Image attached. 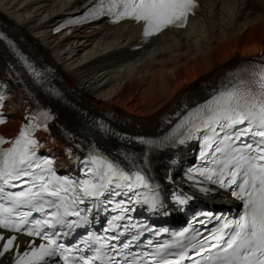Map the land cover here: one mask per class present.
<instances>
[{"label": "snow or ice", "instance_id": "snow-or-ice-1", "mask_svg": "<svg viewBox=\"0 0 264 264\" xmlns=\"http://www.w3.org/2000/svg\"><path fill=\"white\" fill-rule=\"evenodd\" d=\"M199 7L198 0H95L80 17L60 27L102 17L110 23L131 20L142 25L141 38L147 40L168 28H184ZM0 41L12 47L37 90L62 99L57 89L48 86L44 72L3 33ZM5 87L0 84V107ZM206 95L207 99L194 106L185 103L164 118L162 124L168 127L162 136L129 138L143 146L140 155L119 153L123 157L119 159L94 143L89 145L87 154L77 157L81 167L75 178L58 175L51 159L37 155L40 144L34 133L49 132L55 119V113L37 102L15 138L0 136V146L10 144L0 147V257L20 248L17 235H5L16 233L45 242L30 243L27 250L16 253L13 264H52L53 260L56 264H264V55L259 62H241ZM5 123L0 116V125ZM95 126L102 135H120L102 122ZM62 135L72 137L67 130ZM194 140L200 144L201 166L189 168L188 179L194 187L205 182L230 187L242 210L234 218L206 214L209 222L217 221L207 235L190 227L160 239L168 229L154 231L133 223L125 205L159 209V185L147 173L150 155ZM66 151L74 155L70 148ZM121 196L126 200L115 202L112 211L119 214L110 217L102 234L89 232L79 245L60 242L89 223L88 213L112 205V198ZM173 199L183 205L189 197L174 192ZM195 222L205 225L201 219ZM145 233H152V238L142 241Z\"/></svg>", "mask_w": 264, "mask_h": 264}, {"label": "bare ground", "instance_id": "bare-ground-1", "mask_svg": "<svg viewBox=\"0 0 264 264\" xmlns=\"http://www.w3.org/2000/svg\"><path fill=\"white\" fill-rule=\"evenodd\" d=\"M89 2L0 0V30L38 64L50 68L63 93V101L54 104L59 122L75 139L94 137L113 145L95 126L98 120L132 137L157 134L166 113L183 103L203 101L224 72L264 50L263 0H199L200 11L185 30L165 32L134 52L130 49L136 45V28L131 24L51 34L57 23ZM13 53L7 41H0V82L14 91L5 103L10 121L0 129L9 135L23 120V95L5 76L9 64L15 67ZM41 138V151L52 153L63 169H71L83 156L75 140H67L59 130ZM166 165L161 162L157 171L171 187L178 176Z\"/></svg>", "mask_w": 264, "mask_h": 264}, {"label": "rangeland", "instance_id": "rangeland-1", "mask_svg": "<svg viewBox=\"0 0 264 264\" xmlns=\"http://www.w3.org/2000/svg\"><path fill=\"white\" fill-rule=\"evenodd\" d=\"M259 56V55H258ZM257 57V56H256Z\"/></svg>", "mask_w": 264, "mask_h": 264}]
</instances>
